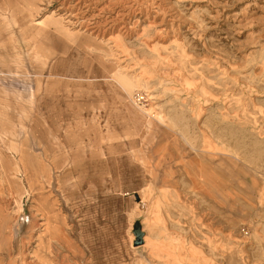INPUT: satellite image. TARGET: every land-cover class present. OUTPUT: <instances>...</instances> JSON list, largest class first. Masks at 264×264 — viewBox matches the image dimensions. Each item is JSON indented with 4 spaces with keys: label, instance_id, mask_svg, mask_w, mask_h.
<instances>
[{
    "label": "rangeland",
    "instance_id": "rangeland-1",
    "mask_svg": "<svg viewBox=\"0 0 264 264\" xmlns=\"http://www.w3.org/2000/svg\"><path fill=\"white\" fill-rule=\"evenodd\" d=\"M0 8V264H264V0Z\"/></svg>",
    "mask_w": 264,
    "mask_h": 264
},
{
    "label": "bare ground",
    "instance_id": "bare-ground-1",
    "mask_svg": "<svg viewBox=\"0 0 264 264\" xmlns=\"http://www.w3.org/2000/svg\"><path fill=\"white\" fill-rule=\"evenodd\" d=\"M7 4V3H6ZM155 7V6H154ZM8 8H9V6H8ZM167 8V7H166ZM169 8V7H168ZM1 9V8H0ZM121 9V8H120ZM40 10V9H39ZM42 10V9H41ZM3 11V10H2ZM126 11V10H125ZM175 11V10H174ZM81 12V11H80ZM138 12V11H137ZM145 12V11H144ZM148 12V11H147ZM38 13V12H37ZM12 14V13H11ZM41 14V13H40ZM0 15H1V17L4 19V20H6L8 23H9V25H13V24H16V21L14 20V17H12L11 15H8V14H2V13H0ZM169 15V14H168ZM37 17V16H36ZM41 17V16H40ZM25 18V17H24ZM27 18V17H26ZM159 19V18H158ZM46 20V19H45ZM38 21H40V20H38ZM56 21V20H55ZM42 22V21H41ZM57 23V22H56ZM79 23V22H78ZM26 26V25H25ZM46 26V25H45ZM61 26V25H60ZM100 26V25H99ZM98 25H96V29H98V27H99ZM10 27V26H9ZM12 27V26H11ZM19 27V26H18ZM33 27V26H32ZM65 27V26H64ZM30 28V27H29ZM67 28V27H66ZM93 28V27H92ZM92 28H90V29H92ZM94 28V29H95ZM128 28V27H127ZM23 29H25V28H23ZM54 29V28H53ZM62 29V28H61ZM13 30V29H12ZM68 30V29H67ZM87 30H89V28L87 29ZM6 31V30H5ZM56 31V30H55ZM66 31V30H65ZM73 31V30H72ZM106 31V30H105ZM115 31V30H114ZM129 31V30H128ZM84 32V31H83ZM97 31L96 30H94V31H91V33L92 34H95ZM111 32V31H110ZM16 32L13 30L12 31V34H15ZM27 33V32H26ZM127 33V32H126ZM10 35V34H9ZM18 35V34H17ZM65 35V34H64ZM63 35V36H64ZM70 35V34H69ZM139 35V34H138ZM23 36V35H22ZM97 36H99L98 34H97ZM19 39V38H18ZM17 40V39H16ZM77 40V39H76ZM82 42V41H81ZM33 43V42H32ZM35 44V43H34ZM150 45V44H149ZM74 46H76V45H74ZM34 48V47H33ZM76 48V47H75ZM100 49V48H99ZM20 54V53H19ZM26 55V54H25ZM27 56V55H26ZM18 57V56H17ZM48 58V57H47ZM37 59H38V57H37ZM46 59V58H45ZM28 60V59H27ZM35 60V59H34ZM18 62H19V60H18ZM30 62V61H29ZM47 63V62H46ZM26 64V63H25ZM24 64V65H25ZM21 68V67H20ZM25 69V68H24ZM30 69V68H29ZM18 70V69H17ZM35 70V69H34ZM29 72H30V70H29ZM26 76V75H25ZM28 76V75H27ZM37 78V77H36ZM41 84V83H40ZM38 85V84H37ZM41 87V86H40ZM39 90V87L37 88V89H29V94H28V96L27 97H25V96H23V95H21V94H18V97H19V99L22 101L21 102V107H20V110H22V112L23 113H26L28 110H31L30 108H35V109H37L40 113L42 112V109H40L41 108V104H39V97H38V91ZM26 92V91H25ZM2 115H4V114H2ZM24 120V119H23ZM20 122V121H19ZM18 122V123H19ZM14 123H15V121H14ZM152 125H151V123L148 121L147 122V128H150ZM25 127V126H24ZM0 128H2V127H0ZM13 128V127H12ZM13 130V129H12ZM26 130V129H25ZM10 131V130H9ZM20 132V131H19ZM25 132V131H24ZM30 132V131H29ZM3 135V134H2ZM94 135V134H93ZM36 137V136H35ZM17 143V142H16ZM5 144V143H4ZM7 146V145H6ZM22 146H23V144H22ZM20 147V146H19ZM90 148H92V147H90ZM13 149H14V147H13ZM85 151H87V150H85ZM13 152V151H12ZM21 152V151H20ZM91 152H94V153H96V154H99L100 156H99V161H101V162H99V163H102V162H106V163H110L111 164V161L110 160H108V159H106L105 157H104V155H105V152H99V151H96L94 148H92V151ZM128 155V154H127ZM108 157V156H107ZM126 157V156H125ZM132 157V156H131ZM120 158V157H119ZM121 159V158H120ZM52 162H53V165L56 167V165H57V162L55 161V160H52ZM21 164V163H20ZM22 165V164H21ZM68 166H72V162H71V160H69V162H67V164H66V166L65 167H68ZM19 169V168H18ZM58 169V168H57ZM63 171V170H62ZM107 175H108V173H107ZM34 177V176H33ZM107 177V176H106ZM124 177H125V179L127 180L126 181V188H128V189H138V188H141L142 186L138 183V182H136V181H132V180H130V179H128L127 178V176H125L124 175ZM123 178V177H122ZM121 178V179H122ZM16 179H17V177H16ZM104 179V180H103ZM101 181H102V183L103 182H105V180H107V179H109L108 177H107V179H105V178H103ZM124 179V180H125ZM14 180V179H13ZM34 181H35V179H34ZM118 182V181H117ZM101 183V184H102ZM19 184V183H18ZM100 184V185H101ZM108 185H109V183H108ZM97 186V185H96ZM102 187V186H101ZM108 187V186H107ZM29 189V188H28ZM105 189V188H104ZM24 190V189H23ZM36 190V189H35ZM95 190V189H94ZM126 190V189H125ZM34 191V190H33ZM93 192V191H92ZM109 192H111V191H109ZM88 193H89V189L87 188V189H85V191H82L79 195H77V197H78V199H80V200H82V204H85V202L83 201L84 199H85V197L87 198V195H88ZM38 194V193H37ZM40 194H41V192H40ZM95 194V193H94ZM105 195V194H104ZM117 195V194H116ZM31 196V195H30ZM41 196V195H40ZM98 196V195H97ZM90 197V196H89ZM139 197V196H138ZM140 198V197H139ZM47 199H48V197H47ZM128 199V198H127ZM49 200V199H48ZM54 200V199H53ZM91 200V199H90ZM18 202V201H17ZM80 202V201H79ZM52 203V202H51ZM122 203V202H121ZM129 204V203H128ZM19 205V204H18ZM117 205V204H116ZM126 205V204H125ZM73 206V205H72ZM121 206V205H120ZM75 207V206H74ZM115 207V206H114ZM113 207V208H114ZM129 208V207H128ZM52 209V208H51ZM22 210V209H21ZM119 210V209H118ZM82 211V210H81ZM102 211V210H101ZM52 212V211H51ZM114 212V211H113ZM80 214V213H79ZM84 214H86V213H84ZM82 215V214H81ZM110 216V215H109ZM114 216V215H113ZM109 218V217H108ZM53 219V218H52ZM99 220V219H98ZM101 220V219H100ZM113 220V219H112ZM56 221V220H55ZM54 221V222H55ZM83 221H84V219H83ZM22 222V221H21ZM111 224V223H110ZM23 225V224H22ZM117 225V224H116ZM120 226H122V225H120ZM119 226V227H120ZM117 227V226H116ZM23 228V227H22ZM77 230V229H76ZM81 230V229H80ZM100 231V230H99ZM25 232V231H24ZM32 232V231H31ZM103 232V231H102ZM23 233V232H22ZM29 233V232H28ZM27 233V234H28ZM82 233V232H81ZM77 234H78V232H77ZM90 234V233H89ZM24 236V235H23ZM60 236V235H59ZM96 236V235H95ZM125 236V235H124ZM16 237V236H15ZM25 237V236H24ZM61 237H63L62 235H61ZM97 237V236H96ZM108 237H110V236H108ZM82 238V237H81ZM83 238H85V237H83ZM113 238V237H112ZM100 239V238H99ZM101 239H103L102 237H101ZM92 240H94V239H92ZM114 240V239H113ZM23 242V241H22ZM18 244V243H17ZM90 245H92V244H90ZM117 245V244H116ZM84 246V245H83ZM82 247V246H81ZM85 247V246H84ZM104 247V246H103ZM122 247V246H121ZM16 249V248H15ZM17 250V249H16ZM87 250V249H86ZM116 253V252H115ZM114 253V254H115ZM122 254V253H121ZM99 255V254H98ZM110 256V255H109ZM121 256V255H120ZM94 257V256H93ZM125 257V256H124ZM119 257H117V259H118ZM120 259V258H119ZM115 260V259H114ZM113 260V261H114ZM93 264V263H92ZM97 264V263H96Z\"/></svg>",
    "mask_w": 264,
    "mask_h": 264
}]
</instances>
